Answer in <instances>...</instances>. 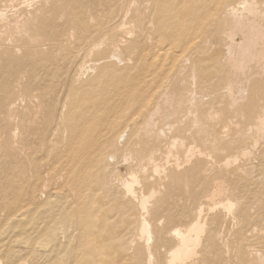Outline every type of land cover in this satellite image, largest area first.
I'll list each match as a JSON object with an SVG mask.
<instances>
[{
  "label": "bare ground",
  "instance_id": "6f19581e",
  "mask_svg": "<svg viewBox=\"0 0 264 264\" xmlns=\"http://www.w3.org/2000/svg\"><path fill=\"white\" fill-rule=\"evenodd\" d=\"M14 1L15 2L12 1L13 4L11 7H17L18 9V7L24 8V6H26L27 8L28 2L33 0H17V1L14 0ZM92 1L94 2V0ZM139 1L130 0L125 8L119 9L121 20L118 21L117 19L116 20L117 22L115 21L116 24L114 22L115 25L110 24L113 28L115 27L116 28L114 29L115 31L111 29L113 31L109 32L112 33V36L110 38L112 40L110 41V45H109L112 55L111 54L109 55V59L110 56L112 58L115 57L116 59H120L119 57H121L120 56L121 54L119 53L121 51L120 50L121 48L119 47H120V43L123 42L124 43L123 45H125L126 49H129L130 51L129 52L125 49L127 52H129L132 64L130 66H126L125 71L122 73H116L115 70H112L111 68H103L100 72H98V75L95 76L96 83L94 84L96 86H98L101 83H105L107 80L108 81L113 80V82L110 85L104 87L105 95H107L109 91H111L106 98L105 105L102 106L93 105L88 109L85 108L84 105L82 104L78 107L75 106L70 107L69 109L68 106H66L67 105L66 99L55 97L56 96L55 92H52L47 88H42V87L34 88L32 86L34 85L33 79H29V81L28 82L26 81L24 84H22L24 81L21 83L23 85V90L20 93V95H18L17 97L14 96L13 101H11L12 100L11 99L7 103H3L2 99L4 95L7 96V92L9 89L8 87L12 79L11 77L15 76L19 72V68L22 66V63L19 62L20 60L19 61L16 60L15 62L13 60L14 56L12 57V59L9 58V60H6L3 63L0 62V151L3 150L7 157V162H6L7 167L4 168L6 169V173L3 174V179L0 181H2L11 190L10 192H12V194H10V192L8 191L4 193L5 194L9 193V195H11L12 197L14 194H17L15 192H21V190L25 189V186L29 185L28 187L29 190L25 191L26 190L25 189L23 190L22 193H24V195L27 194L28 198L30 197L29 199L31 200V205L33 206L31 207L30 205L31 208L30 207L27 208L28 204H30V201L28 200L29 202L28 201L26 202L24 200L25 198H23L22 199L23 201H21V203L19 202L20 203L19 208L21 209V215H22L20 219H23L25 222H27V224L28 223L30 224L31 222V227H30V229H32L31 241L34 252H37V254L35 255L36 257L34 256L36 260L34 261V259L32 258V264H193L196 261V257L198 253L201 254V252L202 253L211 252V250H213V254L214 251L218 252L217 258L219 260L220 248L223 246L226 248V246L229 245V242L223 243V240L226 238L225 236H223L225 238L221 240V243L223 244H218L220 242L217 243L215 241L214 239V237L216 236L215 230L217 229L215 226H214L215 229H213L214 227L212 223L210 224L212 225L211 227L213 228H208L209 226L207 227L208 220L205 219L206 217L204 219L202 218L203 215L202 213H207L206 211L205 212L203 211L202 206H204V204L202 205V203L192 205L193 207L190 210L188 208V211L186 213L189 219L186 221L184 217V220L186 222L181 223L179 225H174V226L171 225L172 227L167 226L165 228V226H161V225L160 227H158L159 225L158 222H156L157 220L151 222L152 219L150 218L151 215L149 217L148 215L149 212L152 211V209H155L154 207L156 203L155 205H153L155 201L152 200L153 203L151 204L152 206H150L149 202H151V199L153 197L157 199L155 197L157 191L155 190V188H152L153 186L151 187V185L153 184V183L151 184L150 181L152 180L151 175L149 177L148 176L149 171L147 174L146 170H147V166H149L151 169L150 172H152L153 175L154 173L155 174L159 173V163L158 161H156L158 157L157 154L159 152L157 151L156 154L155 150L158 149H155V147L145 146L143 139L146 137L148 138V140L153 137L158 139H160V137H163L165 140L164 142H166V146H165L166 150L165 153L163 152L165 154V155L163 154L164 159L166 160V162L174 161L173 163L175 166L179 165L177 164V162L179 163V161L177 160L178 157L180 159V157L182 156L179 152L180 149L185 148L183 150H186L185 152H187V156L190 155L188 153L194 152V151L190 152L192 150V147L195 146L193 144L195 142L194 140L193 143H191L193 145L192 147L191 145L185 147L184 145L185 143L183 144L184 141L183 135H185L184 134L185 131H183V129L185 128L186 125L184 126L181 123L184 126V128L182 129L177 125L175 126L173 124L174 125L173 126L172 123L170 124L167 123L168 124V125L166 124L167 127L165 126L163 127L161 123L160 118L165 114V112L168 109V106L174 104V102L178 103V106L181 108L184 107H187L186 109L193 107L196 108L193 110V113L191 114L192 116L189 118V122L193 126L194 125L197 126L199 129L206 130V128H209L206 127L205 123H204L205 125L201 123L202 120L199 118L198 114L196 113V111L198 110L197 107H199V109L203 107L205 109V114H206L205 121L207 118H209L213 121H216L217 124L219 123L218 124L220 125L219 131H221L223 134L224 133L229 134L228 131H230V129H233L231 126L238 125V119H240L243 120V125L240 124V126L241 125L242 126L241 128L238 127V129L240 128V130H238L239 132L238 131L237 132L241 134L242 138H246V137L251 138L255 143L256 141L258 142L259 138L263 137L262 135L264 134V0H142L141 2ZM83 2L85 3V5L86 4L90 5L91 3L94 5V3L91 2V0H75L76 3V5H74V7L76 6L75 13H79L83 10L82 9ZM121 4L122 3H120V5ZM85 5H84V9H85ZM12 10L11 13L13 12ZM4 11L5 10L0 8V33L4 34V32H8L10 36H13V35H19L20 34L19 32L21 31L29 30L28 29L29 22L27 20V17H24L25 13H28L27 10L23 12L22 9L21 10L22 13L20 11H19L20 13L16 11L18 14L12 15V17H10L8 13L7 16L9 17H6V13ZM89 11L92 12V9H90ZM71 16L69 14L68 17V21L70 23L69 25L71 27H75L74 26L76 21V18L74 17L75 15H73L74 18H72ZM52 21H55V19ZM42 23L44 27L43 28L44 32L42 33H44V35L42 33L41 34L42 36L47 37V40H49L48 36L54 35L56 32L55 27L51 26V24H54L55 22L54 23L42 22ZM147 24H150V27H147ZM76 26H79V24ZM111 26L109 27L111 28ZM102 35L100 37H102ZM119 36L122 39L120 38L117 39ZM31 38H32V34L28 36V39ZM106 38L105 39L102 38L103 40H100L101 42L99 43L97 42V44H94L92 47H90L89 44L88 47H90V49L92 48L91 50L90 49L89 50L92 51L94 48L98 49L99 44L101 43L105 45L106 43L105 40L108 41ZM107 46H108V42H107ZM67 48H69V46ZM122 48L124 50L123 46ZM26 52L28 53V49L25 50L24 53L25 58L27 55ZM86 59L84 57L83 61ZM43 61L46 62L47 57L44 58ZM83 63L85 64V62ZM31 64H32V68L35 69L36 63L31 62ZM73 68L74 71L72 72V75L75 77V80H79L84 74H86L88 69V67L84 66L81 63L78 64V62L77 65ZM187 69L188 71L185 74L184 71ZM18 78L16 79V81L18 80ZM175 78L177 81L178 79L184 80L185 85L181 89L178 88L176 82L174 84L175 85L174 87H170L171 82L175 81ZM187 78H190L188 79V81L190 80L189 83H187ZM243 78L244 80H246L245 81L246 84L249 85L248 86L249 91L246 89L247 87L244 88L245 83L243 84V82L240 81ZM111 85H113L112 88L109 87ZM71 88L72 87L70 86V89ZM220 89L223 90V93L225 95L223 97H225L228 100V106L226 108L224 107L220 108V106L216 108L212 106V104H210V107L209 106L206 107V105H208L209 102L211 103V101L208 102L205 101V98L206 96H208V93L212 91H217V92L221 91ZM20 91L21 89L19 90V92ZM89 94H90V90H87L85 93L84 91H82L81 94L79 95L82 97L81 99L83 100L84 96L85 95L89 96ZM12 95L14 94L12 93ZM211 95L209 94L210 98L208 96L209 100L213 97V96L211 97ZM25 96H28L29 100L25 101L26 103L27 102L28 103L25 105L24 109L22 108L24 110V112L22 113L23 116L22 117L20 116L21 118L20 119L18 118L16 122H12L13 118H15L17 115V111L15 110L14 106H16L17 101L23 100ZM213 99L214 97L212 98V100ZM103 100L105 101V98H103ZM65 106L68 108V110L64 108ZM170 107L173 108V106ZM190 112L191 111L189 110L187 115ZM227 112H230L228 116L226 115ZM183 113L184 112H182L181 115ZM173 114H175V112ZM172 116L174 117V115ZM183 117L181 116V118ZM169 118L171 119V117ZM181 118L178 119L181 121ZM164 121L166 122V120ZM191 124L190 126L193 127ZM190 130L193 131V128ZM233 130L236 131L237 128ZM198 133L201 132L199 131ZM205 133L203 132V134ZM238 133H236V135L239 136ZM223 134L222 135L220 134V136H223ZM60 138H62V140H60ZM223 138L220 137V139ZM202 140L205 141L206 139H202ZM215 141L218 142L217 139L216 140L214 139V142ZM207 142H209V140ZM214 142L212 143L214 144ZM220 142L221 140L219 141V143ZM215 145L216 144H214V146ZM254 145L253 146L251 145V148L256 147V143ZM197 147H199L198 149H201L200 146ZM244 148L245 151L243 150L239 154V156L251 155L249 154L251 149H248L250 151H246V147ZM197 151L196 153L199 157V154L201 152L199 153L200 150ZM238 151L239 150H237V152ZM179 154L181 156H178ZM235 154L237 153H234V155ZM208 156L210 157V155ZM230 156L232 157L233 155ZM117 157L121 158V161L119 163L122 162V164L118 166L119 164L118 163L115 169L112 168L110 169L111 163L115 164V159ZM227 158H225L226 159L225 163L228 164L230 161L232 162L234 160L235 162L238 160L236 156L233 157L232 159L230 157L229 159ZM243 158H241V160L239 158V160L243 161L242 160ZM130 159H132L131 163H129L128 161ZM208 159L209 158L207 157V160ZM162 160L161 162L164 163V161ZM210 160L211 159H209V162ZM197 161H199V158L198 160H195V162ZM247 162H245V165H247L248 167L249 165L246 164ZM173 163L171 164L170 162L171 167ZM181 163H183V161ZM248 163L250 164V162ZM205 164L209 165L206 162ZM251 164L253 165V163ZM165 165L163 166L165 167ZM191 165L193 168V166L194 165L196 166L197 164L194 163V165L193 164ZM233 165L236 166V164ZM121 166H123L122 169H125V173L121 172V168H120ZM174 167H173V172H174ZM198 168H196L195 170H197ZM163 169H166V167ZM203 169L205 170V167ZM235 170L241 171L239 167H236ZM254 170H252L253 173L257 172L256 170L254 172ZM187 171L185 174L182 173V175H186L188 177L189 174H187ZM193 171L194 170H192V172ZM176 172L178 173V171ZM189 172H191V168ZM200 172L201 171H199L198 173ZM250 173L251 172L248 173V171L245 170L244 173L245 177L248 179L252 178V177L249 178V176H251ZM166 174L164 173V175ZM204 174H206L205 171ZM175 175L177 176V174ZM199 176H201V174ZM199 176L198 175L194 176L193 181L198 180L197 177L200 178ZM203 177L205 178L206 176L203 175ZM215 177H212L214 178L212 181L213 183L211 184L213 185L212 188H210V190L206 189L203 192L204 193L203 196L207 197L205 198V200L206 199L208 200L207 201L208 209L205 210L208 211L210 209L212 210L214 209L213 212L215 213V209L219 208L220 211H223V214L225 213L224 214L225 216L228 214L227 216L231 217V219L230 217L229 219L233 220V224H237V222L235 223L234 221H238V223L242 222V224L239 223L241 224V226L242 225L246 226L244 228H241L240 230H244L245 232L250 231L252 233L253 231L256 232L255 231L256 229L251 227L250 224H255V221L259 219V216L252 218V215L249 214L248 209L246 208L247 206L244 203V202L247 203L250 202V198L249 199L247 198L248 194L247 195L245 194V196L247 197H244L243 194L244 193L243 191L246 190V192H248L249 190L242 188L241 190L243 193L241 194L240 193L241 190H238L234 186L231 188L228 185L231 188L232 193L227 195L228 192L226 190V187L228 186L225 184V180H219L216 179L218 177L216 178ZM183 178L184 176H182L180 179H182L183 181ZM186 178H184L185 181ZM255 178H253V180ZM180 179H178L179 182ZM234 180L231 179V181ZM198 181L200 183V181L202 180L200 179ZM173 182L174 181H172L171 179V183ZM208 182L209 181H207V184ZM240 182L242 183V181ZM254 182L252 181L251 183L253 184ZM186 183H188V181H186ZM194 184L197 185L196 183ZM0 185L2 184L0 183ZM190 185H188V187ZM167 186L169 187V185ZM178 186H180V184ZM158 187L160 188V185ZM167 188H165V190ZM191 188H195V186L194 187L191 186L190 189ZM201 188L203 187L201 186ZM230 188L228 189L230 190ZM253 190L260 191V189L259 190L253 189ZM159 191L160 190H158V194L160 193ZM174 191H171L170 193H173ZM200 192L201 191H199V193ZM2 194H0V197L2 196ZM5 194L3 196H5ZM257 194L259 193L257 192ZM24 195H21L20 197L22 198L24 197ZM176 195L181 196L180 194H176ZM185 196L187 197V194ZM165 197L166 196H164V198ZM174 197H176L175 193H174ZM168 198L167 199L165 198V200L169 202L170 200H168ZM178 198L176 197V199ZM183 198L185 199V197ZM189 198L188 200L192 199L193 197H191L190 199ZM17 200L18 197L16 201ZM193 200H191L190 202H192ZM6 201L8 203L10 200L9 201L6 200ZM2 202L0 203L1 205ZM7 203H5V206ZM179 203H183V200L181 202L179 201ZM12 204H10L9 206H11ZM170 204H172V207L175 205V203L173 202ZM148 206H150V208H148ZM179 206L181 205L179 204ZM185 206L186 203L184 204L183 209H187V207L185 208ZM8 207H6V209H9ZM151 207L153 208L151 209ZM165 208L166 207H164V209ZM3 209L4 208H2V210ZM177 209L178 206H176V210ZM183 209L182 211H184ZM7 211L8 210H6V212ZM220 211L218 213H220ZM208 212H209L208 213L209 216L208 215L205 216H207V218L208 217L211 218L210 211ZM1 213L4 214L3 212ZM170 213L172 212L170 211ZM5 215L7 214L5 213ZM171 216H173V214ZM167 217L168 216H166V218ZM228 217H224L225 222H228L226 221V218ZM171 218H174V216ZM162 221L163 220H159V223L161 224ZM166 221L167 220H165V222ZM216 221L220 223L219 220ZM216 221H212V222L216 223ZM14 223L15 222H13V224ZM131 223H136V225L134 228H132V230H129V232H127L128 226ZM219 227H221V225L218 226V230ZM263 227L262 228L260 227L261 231H263ZM23 229H25V226ZM258 229L257 231H259ZM27 230L29 231V229ZM224 230L226 229H223L222 232H224ZM28 231L25 233H28ZM1 232L2 234L5 233V231H1ZM225 232H227V230ZM219 233H221V231ZM262 233L264 232H260L259 235H261ZM27 235L25 236V238H27ZM237 235L235 233V236ZM2 236L4 237V235ZM2 236L0 235V237ZM19 236H22V234ZM260 238L264 240L263 236L262 237L260 236ZM225 240L228 241L227 239ZM240 240L241 239L239 238V241ZM22 241L23 240L21 239V242ZM31 241L29 242L28 240V243H31ZM167 241L169 243H167ZM243 241H244L243 243L247 242V241L245 242V240ZM16 242H19V239ZM243 243L241 245H243ZM252 243H254L255 245V242ZM26 244H23V246ZM246 245L247 244H244V247L241 246L245 250V251L243 250L242 252H247V255L248 252H250V259L248 263L246 262L244 264H264V250H263L264 248L263 249L259 248L258 247L259 245H257L258 247L257 248L255 247L256 246L255 245L254 248L250 249V247L251 246L253 247V245H251V243L248 244L247 246ZM14 247L16 246L14 245ZM3 248L1 247V249ZM19 248L18 250H20ZM228 248L230 247L228 246ZM26 249H28V247ZM26 249H24V251ZM9 250L4 251L3 254L0 251V253L4 255L3 256L4 258L3 257L2 258L6 260V263H8L10 260L15 261L17 259V255L15 254V252H18V250L17 251L13 250L14 254L9 253ZM33 250L31 249L30 252L34 254ZM225 252L222 251V255ZM25 254L27 256V253ZM200 254L199 256L201 258ZM22 255H20V257ZM210 255L207 256L209 257ZM242 255H244V253ZM29 256L30 255H28V257ZM207 256L203 257L202 259L208 258ZM215 256H217V254ZM241 256H239V258ZM247 257H249V255ZM247 257H244L243 261ZM220 258L222 257L220 256ZM20 260L16 264H20ZM28 261L26 262V264L28 263ZM210 261L211 258L209 259V262ZM212 261L215 262L214 258L212 259ZM239 261H242L241 258ZM239 261H237V263H239ZM197 262H199V264L201 263L200 261H196V263ZM214 262L213 264L218 263V262L215 263ZM29 264L31 263L29 262Z\"/></svg>",
  "mask_w": 264,
  "mask_h": 264
},
{
  "label": "rangeland",
  "instance_id": "374dc122",
  "mask_svg": "<svg viewBox=\"0 0 264 264\" xmlns=\"http://www.w3.org/2000/svg\"><path fill=\"white\" fill-rule=\"evenodd\" d=\"M13 2H15L14 0H12ZM12 1L11 0H0V8L1 9H3V10H5L4 12L6 13V17H12V15H15V14H18V13H20L21 12V10L23 9V12H25L26 10L28 11V13H25V16L24 17H27V20H28V22H29V24H28V29L29 30H25V31H21V32H19L18 34L19 35H13V36H10L9 34H8V32H4V34L3 33H0V62H5L6 60H9V58L10 59H12V57H13V60L16 62V60H20L19 62H21L22 63V66L19 68V72L15 75V76H13V77H11L10 79H11V83H10V85H9V89H8V92H7V96L6 95H4L3 96V99H2V101H3V103H7L9 100H11V101H13V98H14V96H18V95H20V93L22 92V90H23V85L22 84H24L26 81L28 82L29 81V79H33V83H34V85H32L34 88L36 87V88H47L48 90H50V91H52V92H55V94H56V96H55V94H54V96L55 97H59V98H63V99H66V101H67V105L66 106H68V108L70 109V107H78V106H80V105H84V107L85 108H90V107H92L93 105H98V106H102V105H105V103H106V98H107V96H108V94L111 92V91H109V93L107 94V95H105V91H104V87L105 86H108V85H110L112 82H113V80H107L105 83H101V84H99L98 86H96L94 83H96V80H95V76H97L98 75V72H100L103 68H111L112 70H115V72L116 73H122V72H124L125 71V67L126 66H130L131 64H132V62H131V57H130V55H129V49H126V47H125V45H123L124 43L123 42H121L120 43V47L119 48H121L120 50L121 51H123V52H121L120 51V53L119 54H121L120 56L121 57H119L120 59H116L115 57L114 58H112L111 56H110V59H109V55L111 54L112 55V53H111V51H110V48H109V45H110V41L112 40V39H110L111 38V36H112V33H109V32H112L115 28H113L111 25L112 24H114V22L118 19V21H120L121 20V15H120V11H119V9L120 8H125L127 5H128V3H129V1L130 0H101V1H98V0H94V2L91 0V2H93L94 3V5L91 3L90 5H88V4H86L85 5V3L83 2V7H82V9L84 10H82L81 12H79V13H75V10H76V6L74 7V5H76V3H75V0H33V1H29L28 2V6H27V8H26V6H24V8H20V7H18V9H17V7H11L12 6ZM17 1V0H16ZM52 1V2H51ZM66 1H67V3H66ZM95 1H97V2H95ZM106 1V2H105ZM139 1V0H138ZM142 0H140L139 2H141ZM47 2V3H46ZM63 2V3H62ZM62 3V4H61ZM66 3V4H65ZM100 3V4H99ZM109 3V4H108ZM118 3V4H117ZM120 3H122L121 5H120ZM126 3V4H125ZM50 4V5H49ZM72 4V5H71ZM70 5V6H69ZM84 5H85V9H84ZM87 5H88V8H87ZM93 5V6H92ZM109 5V6H108ZM119 5H120V7H119ZM125 5V6H124ZM68 6H69V8H68ZM99 6V7H98ZM16 10H15V9ZM29 8V9H28ZM70 8H72V9H70ZM106 8V9H105ZM13 9V10H12ZM26 9V10H25ZM69 9V10H68ZM87 9V10H86ZM90 9H92V12H90L89 10ZM11 10L13 11L12 13H11ZM54 10V11H53ZM98 10V11H97ZM18 13H17V12ZM20 11V12H19ZM68 11V12H67ZM74 11V12H73ZM88 11V12H87ZM102 11V12H101ZM67 12V13H66ZM86 12V13H85ZM106 12V13H105ZM7 13H8V15L9 16H7ZM22 13V12H21ZM48 13V14H47ZM64 13V14H63ZM83 13H85V14H83ZM89 13H92V14H89ZM69 14H70V16H71V14H72V18H76V21H75V24H74V26L75 27H71L69 24V21H68V17H69ZM113 14H115V15H113ZM27 15V16H26ZM43 15V16H42ZM73 15H75L74 17H73ZM90 15V16H89ZM92 15V16H91ZM120 15V16H119ZM77 16H78V18H77ZM88 16V17H87ZM45 17V18H44ZM66 17H67V19H66ZM105 17V18H104ZM52 18V19H51ZM116 18V19H115ZM41 19H43V20H41ZM48 19H50V20H48ZM55 19V21H52V20H54ZM96 19V20H95ZM58 20V21H57ZM59 20H60V22H59ZM46 21V22H45ZM55 22L54 24H51V26L52 27H55V34L54 35H47L48 36V39L49 40H47V37H44V36H42V34L44 35V33H42V32H44V30H43V23L42 22H44V23H51V22ZM108 21V22H107ZM66 22H68V23H66ZM112 22V23H111ZM117 22V21H116ZM116 22H115V24H116ZM79 24V26H76V25H78ZM100 24V25H99ZM111 24V25H110ZM114 24V25H115ZM41 25H42V27H41ZM97 25H98V27H97ZM108 25V26H107ZM113 25V26H114ZM109 26H111V28L109 27ZM147 27H150V24H147ZM42 28V29H41ZM78 28V29H77ZM107 28V29H106ZM73 29V30H72ZM80 29V30H79ZM104 29V30H103ZM111 29H113V30H111ZM61 30H62V32H61ZM66 30V31H65ZM106 30V31H105ZM60 31V32H59ZM105 31V32H104ZM115 31V30H114ZM25 32V33H24ZM57 32H59V33H57ZM89 32V33H88ZM105 34H104V33ZM40 33V34H39ZM42 33V34H41ZM65 33V34H64ZM107 33H109V34H107ZM32 34V38L31 39H28V36L29 35H31ZM60 34V35H59ZM67 34V35H66ZM104 35V37H103V35ZM102 35V37H100ZM108 35V36H107ZM95 36V37H94ZM50 37V38H49ZM72 37V38H71ZM107 37V38H106ZM30 38V37H29ZM52 38V39H51ZM94 38H96V39H94ZM107 39L108 41H106L105 40V45L103 44V43H101V44H99V47H98V49L97 48H94L92 51H90L91 49H90V47H92L94 44H97V42L99 43V42H101L100 40H103V39ZM120 38V36L117 38V39H119ZM26 39V40H25ZM74 39V40H73ZM120 39H122V38H120ZM15 40V41H14ZM92 40H93V42H92ZM95 40H97V41H95ZM25 41V42H24ZM92 42V45H91V42ZM28 42V43H27ZM103 42V41H102ZM107 42H108V46H107ZM37 43V44H36ZM90 44V45H89ZM88 45L90 46V47H88ZM69 46V48H67ZM101 46V47H100ZM122 46L124 47V50H123V48H122ZM18 47V48H17ZM28 47V48H27ZM57 47V48H56ZM84 47V48H83ZM12 49H13V51H12ZM26 49H28V53H27V55H26V58H25V56H24V53H25V50ZM37 49V50H36ZM90 49V50H89ZM127 51H129V52H127ZM24 50V51H23ZM41 50V51H40ZM44 50V51H43ZM75 50V51H74ZM90 51V53H89V51ZM14 52V53H13ZM20 52H22V53H20ZM43 52V53H42ZM11 53V54H10ZM39 53V54H38ZM12 54H14V55H12ZM17 54V55H16ZM90 54V55H89ZM10 55V56H9ZM38 55V56H37ZM88 57H87V56ZM9 56V57H8ZM31 56V57H30ZM90 56V57H89ZM7 57V58H6ZM47 57V61L46 62H44L43 61V59L44 58H46ZM85 57V59L86 60H84L83 61V58ZM79 58V59H78ZM124 58V59H123ZM129 58H130V60H129ZM108 59V60H107ZM80 60V61H79ZM85 62V64L83 63V62ZM87 61V62H86ZM123 61V62H122ZM31 62H33V63H36V65H35V69H33L32 68V64H31ZM70 62V63H69ZM75 62V63H74ZM77 62H78V64H83L84 66H86V67H88V69H87V72H86V74H84L79 80H75V77L72 75V72L74 71V68L73 67H75L76 65H77ZM126 63V64H125ZM30 64V65H29ZM73 64V65H72ZM25 67H27V68H25ZM102 67V68H101ZM25 70H24V69ZM28 69H30V70H28ZM50 70V71H49ZM61 70V71H60ZM187 71H188V69L187 70H185L184 71V73L186 74L187 73ZM25 72V73H24ZM28 72V73H27ZM60 72V73H59ZM30 73V74H29ZM58 73V74H57ZM183 73V74H184ZM20 74V75H19ZM18 76H19V78H18ZM21 76V77H20ZM39 76V77H38ZM24 77V78H23ZM55 77H57V78H55ZM18 78V80L16 81V79ZM73 78V79H72ZM56 79V80H55ZM188 79H190V78H187V83H189L190 82V80L188 81ZM55 80V81H54ZM92 80V81H91ZM244 78L243 79H241L240 81H242L243 82V84H244V88H246L248 91H249V88H248V84H246V80H244ZM24 81V82H23ZM71 81V82H70ZM74 81V82H73ZM76 81V82H75ZM89 81H91V82H89ZM15 82V83H14ZM23 82V83H22ZM54 82V83H53ZM80 82V83H79ZM87 82V83H86ZM175 82L177 83V86H178V88L179 89H181L185 84H184V80H180V79H178V81L176 80V78H175V81H173V82H171V85H170V87H174L175 85ZM22 83V84H21ZM86 83V84H85ZM91 83V84H90ZM182 83V84H181ZM73 84V85H72ZM15 85H17V86H15ZM22 85V86H21ZM50 87H49V86ZM60 85V86H59ZM76 85H77V87H76ZM79 85V86H78ZM14 86V87H13ZM18 86H20V87H18ZM70 86L72 87L71 89H70ZM16 87H18V88H16ZM69 87V88H68ZM74 87H76V88H74ZM110 88H112L113 87V85H111V86H109ZM51 88V89H50ZM67 88V89H66ZM87 88V89H86ZM21 89V91L19 92V90ZM245 89V90H246ZM67 90V91H66ZM72 90V91H71ZM81 90V91H80ZM87 90H90V94H89V96H87V95H85L84 96V99L82 100L81 98V96L79 95V94H81V92L82 91H84V93L86 92ZM109 90H111V89H109ZM221 90V89H220ZM10 91H12V92H10ZM79 91H80V93H79ZM215 92V93H214ZM247 92V91H246ZM12 93L14 94V95H12ZM17 93V94H16ZM67 93V94H66ZM72 93V94H71ZM79 93V94H78ZM214 93V94H213ZM75 94V95H74ZM209 94L211 95V97L213 96L214 97V99L212 100V98L209 100V98H210V96H209ZM220 96H219V95ZM9 95V96H8ZM217 95V96H216ZM77 96V97H76ZM208 96H209V98H208ZM208 96H206V98H208V99H206L205 98V101H211V103L209 102V104L208 105H206V107L207 106H209L210 107V104H212V106H214V107H218V106H220V108H226L227 106H228V100L225 98V97H223V96H225L224 95V93H223V90H221V91H212V92H210V93H208ZM7 97H9V98H7ZM71 97V98H70ZM217 97V98H216ZM222 97V98H221ZM26 98V99H25ZM103 98H105V101L103 100ZM72 99V100H71ZM218 99V100H217ZM29 100V97L28 96H25L24 97V99L23 100H21V101H17L16 102V106H14V108H15V110L17 111V115H16V117L15 118H13V120H12V122H16L17 120H18V118L20 119L22 116H23V112H24V108H25V105L28 103H26L25 101H28ZM215 100V101H214ZM225 100V101H224ZM6 101V102H5ZM73 101H74V103H73ZM217 101V102H216ZM220 103H219V102ZM25 104H24V103ZM214 102V103H213ZM14 103V102H13ZM12 103V104H13ZM76 103V104H75ZM223 103V104H222ZM261 103V102H260ZM23 104H24V106H23ZM68 104H70V105H68ZM74 104V105H73ZM218 104V105H217ZM220 104H222V105H220ZM14 105V104H13ZM64 107L65 109H67L68 110V108L67 107ZM170 106H173V108L172 107H170ZM170 106H168V109H167V111L165 112V114L160 118L161 119V123H162V125H163V127L165 126V127H167L166 126V124L168 123V124H170V123H172V125L174 124L175 126L177 125L178 127H181L182 129L184 128V126H185V130L183 129V131H185V135H183L184 136V141H183V139H182V141H183V144L185 145V147H188L189 145H191V147L193 146L191 143H193V140L195 141L193 144L195 145V146H193L194 148H195V150H194V148L192 147V150L190 151V152H193V153H188V154H190V155H188L187 156V152H185L186 150H183V149H185V148H183V149H180L179 150V152H180V154L182 155H178V156H181L180 157V159H179V157H178V160L177 161H179V163L177 162V164H179V165H174V161H168V162H166V160L164 159V153H165V150H166V142H164L165 140H164V138L163 137H160V139H158V138H151V139H149L148 140V138L146 137V138H144L143 139V141H144V145L145 146H148V147H155V149H158V150H155V153L157 154V151L159 152L158 154L160 155H158L157 154V159H156V161H158V163H159V173H160V175H159V173H157V174H155L154 173V175H153V173L152 172H150L151 171V169H150V167L149 166H147V174H148V171H149V174H148V176L150 177V175H151V179L152 180H150L151 181V184L153 183H155L154 185L152 184L151 185V187L152 188H155V190L157 191L156 193L157 194H155V197L157 198V199H155L154 197V199L152 198L151 199V202H149V205L150 206H152L151 204L153 203V201H155L154 203H153V205H155V203H156V205H155V209H152L153 207H151V209H152V211H151V209H150V211L151 212H149V215H148V217L150 216V218H152L151 219V222H154L155 220H157L156 222H158V227H160V225L161 226H165V228L168 226V227H172V226H174V225H179V224H181V223H184V222H186L189 218H188V215H187V211H188V208H189V210L193 207L192 205H194V204H199V203H202V205L204 204V206H202L203 207V211L205 212H207V213H202L203 215H202V218L204 219L205 217V219L206 220H208L207 221V227L208 228H213L214 226L216 227V229L218 230V226H220L221 225V227H219V230L217 231V230H215V234H216V236L214 237V239H215V241L218 243V242H220V243H218V244H223L224 242H226V243H228L229 242V247L230 248H228V246H226V248L223 246V247H221L220 248V251H219V260H218V252H215L214 251V254H213V250H211V252H204V253H202L201 252V254L200 253H198L197 254V257H196V261H200L201 263L200 264H213V262L214 261H212V259L214 258V260H215V262H218V263H215V264H229L230 262L232 263V264H244V263H248L249 262V259H250V252H248V255H249V257H247L248 255H247V252H242L243 250H244V248H242L241 246H243L244 247V244H250L251 243V245H253V247L251 246L250 247V249H252V248H254V246L255 247H257V245H259L258 247L259 248H261V249H263L264 248V240H262L261 238H260V236L262 237L263 236V239H264V233H262L261 235H259L260 234V232H264V181H263V179H264V134L262 135L263 137H261V138H259V140H258V142L256 141L255 143H256V147H252L251 148V145L253 146L255 143H254V141L251 139V138H242L241 137V134H239L238 132V130H240V128H241V126L243 125V120H240V119H238V125H233V126H231L233 129H236L237 128V130L235 131V130H233V129H230V131H228L229 132V134L228 133H222L221 131H219L220 130V125H218L217 124V122L216 121H213V120H211V119H209V118H207L206 119V121H205V118H206V114H205V109L202 107L201 109H199V107H197L198 108V110L196 111V113L198 114V116H199V118L202 120V122L201 123H205L206 124V127H209V128H206V130H202V129H199L197 126H193L190 122H189V118L192 116L191 114L193 113V110L194 109H196L195 107H193V108H188V109H186L187 107H184V108H181V107H179L178 106V103H176V102H174V104H171ZM175 106V107H174ZM205 107V108H206ZM23 108V109H22ZM179 108V109H178ZM178 109V110H177ZM187 112H186V111ZM191 111L188 115H187V113H188V111ZM200 111V112H199ZM175 112V114H173ZM177 112V113H176ZM178 112H179V114H178ZM182 112H184L182 115H181V113ZM202 112V113H201ZM204 112V113H203ZM200 113V114H199ZM167 114V115H166ZM203 114V115H202ZM230 114V112H227L226 113V115L228 116ZM172 115H174V117L172 116ZM177 115V116H176ZM183 115H184V117H183ZM202 115V116H201ZM21 116V117H20ZM181 116L183 117V118H181ZM169 117H171V119L169 118ZM204 117V118H203ZM177 118V119H176ZM181 118V121L179 120V119ZM188 118V119H187ZM168 119H169V121H168ZM183 119V120H182ZM164 120H166V122L164 121ZM207 120H208V122H207ZM210 120V121H209ZM164 121V122H163ZM241 121V122H240ZM177 122V123H176ZM189 122V123H188ZM211 122V123H210ZM184 125H182V124ZM212 123H213V125H212ZM167 124V125H168ZM190 124L193 126V127H191L190 126ZM204 124V125H205ZM217 124V125H216ZM234 124H237V123H234ZM240 124H242L241 126H240ZM13 125V124H12ZM173 125V126H174ZM215 128H214V127ZM217 126V127H216ZM191 127V128H190ZM194 127H195V129H194ZM197 127V128H196ZM219 127V128H218ZM236 127V128H235ZM238 127H240L239 129H238ZM193 128V131L192 130H190V129H192ZM211 128V129H210ZM197 129V130H196ZM217 129V130H216ZM167 130V129H166ZM188 130H190V131H188ZM201 132V133H198V132ZM205 133L206 131H208V132H206L205 134H203V132ZM238 131V132H237ZM189 132V133H188ZM194 133V134H193ZM197 133V134H196ZM208 133H210L211 134V136H210V134H208ZM236 133H238L239 134V136L238 135H236ZM191 134V135H190ZM200 134V135H199ZM220 134L222 135L223 134V136H220ZM226 134V135H225ZM198 135V136H197ZM207 137H206V136ZM225 135V136H224ZM228 135H229V137H228ZM183 136H182V138H183ZM211 138H210V137ZM215 136V137H214ZM225 137V138H223V139H220V137ZM192 137H193V139H192ZM186 139V140H185ZM202 139H206L205 141L204 140H202ZM214 139L216 140H218V142H214ZM227 139V140H226ZM261 139H262V141H261ZM60 140H62V138H60ZM155 140H157V141H155ZM192 140V141H191ZM202 140V141H201ZM209 140V142H207ZM221 140V142L219 143V141ZM214 142V144H216L215 146H214V144L212 143V142ZM248 141V142H247ZM151 142H152V144H151ZM156 142V143H155ZM146 143V144H145ZM218 143V144H217ZM149 144V145H148ZM200 146V148L201 149H198L199 147H197V146ZM263 145V146H262ZM161 146V147H160ZM164 146V147H163ZM206 146V147H205ZM218 146V147H217ZM255 146V145H254ZM258 146V147H257ZM212 149H210V148ZM244 147H246V151H250V150H248V149H251V151H250V153L249 154H251V155H246V156H243V155H240V156H242V157H240L239 156V154L245 149ZM262 147V148H261ZM218 150V152H217V150ZM218 148H220V149H218ZM241 148V149H240ZM159 149H160V151H159ZM202 149H203V152H202ZM205 149H206V151H205ZM254 149H256V150H254ZM258 149V150H257ZM197 150H200L199 151V153L201 152L202 153V155H201V153L199 154V157H198V155H197V153H198V151ZM207 150H208V152H207ZM211 150V151H210ZM216 152H215V151ZM237 150H239L238 152H237ZM183 151V152H182ZM196 151H197V153H196ZM222 151H223V154H222ZM245 151V150H244ZM161 152V153H160ZM164 152V153H163ZM206 152V153H205ZM211 152V153H210ZM255 152V153H254ZM257 152V153H256ZM261 152V153H260ZM208 153H210V154H208ZM234 153H237V154H235L234 155ZM164 154V155H163ZM162 155H163V157H162ZM192 155V156H191ZM195 155V156H194ZM208 155H210V157L208 156ZM230 155H233L232 157L230 156ZM183 156H184V158H183ZM194 156V157H193ZM228 158H227V157ZM237 157V159L239 160V158H240V160H241V158H243V157H245V158H243L242 160L243 161H238L237 159V161H235L234 162V160L231 162H229V164H231V165H229L228 163H225V161H226V159L225 158H227V159H229V157L232 159L233 157ZM161 157V158H160ZM186 157V158H185ZM207 157L209 158V159H211L210 160V162H209V159L207 160ZM247 157H248V160H247ZM118 158L119 157H117L116 159H115V164L114 163H111V165H110V169L112 168V169H115L116 167H117V164L121 161V158H119V160H118ZM162 158H163V160H162ZM188 158V159H187ZM194 158V159H193ZM198 158H199V161H197V162H195V160H198ZM204 158V159H203ZM215 160H214V159ZM253 158V159H252ZM159 159H161L162 161H164V163L163 162H161V160H159ZM168 159H169V157H168ZM183 159V160H182ZM186 159V160H185ZM192 161H191V160ZM203 159V160H202ZM131 160V161H130ZM130 160H128L129 161V163H131L132 162V159H130ZM213 160V161H212ZM222 160H224V161H222ZM245 160V161H244ZM183 161V163H181V162ZM189 161V162H188ZM191 161V162H190ZM201 161H203V162H201ZM250 162V164L248 163V162ZM6 162H7V157H6V155H5V152L3 151V150H1L0 151V180H2L3 179V174H5L6 173V169H4V168H6L7 167V164H6ZM170 162H171V164L173 163V165H172V167H171V164H170ZM186 162H187V164H186ZM205 162L206 163H208L209 165H206L205 164ZM222 162H224V163H222ZM234 162V163H233ZM245 162H247L246 164H248L249 166V168L247 167V165H245ZM169 163V164H168ZM190 163V164H189ZM194 163L195 164H197L196 166H198V167H196L195 165H194ZM213 163V164H212ZM251 163H253V165L251 164ZM122 164V162L121 163H119L118 164V166H120ZM161 164H163V165H165V167H166V169H163V168H165L163 165H161ZM168 164V165H167ZM183 164V165H182ZM186 164V165H185ZM191 164H193L194 166H193V168H192V165ZM223 164H225V165H228V166H230V167H228V166H225V165H223ZM233 164H236V166L235 165H233ZM263 164V165H262ZM2 165V166H1ZM114 167H113V166ZM181 165V166H180ZM204 165H206V166H204ZM211 165V166H210ZM243 167H242V166ZM175 166V167H174ZM180 166V167H179ZM188 166H189V168H188ZM234 166V167H233ZM246 168H245V167ZM122 167L123 166H121L120 168H121V172L122 173H125V169H122ZM162 167V168H161ZM170 167H171V170H170ZM173 167H174V172H173ZM183 167V168H182ZM198 168L197 170H195L196 168ZM205 167V170L203 169ZM211 167V168H210ZM217 167V168H216ZM236 167H239L240 169H241V171L240 170H235L236 169ZM256 167V168H255ZM258 167V168H257ZM169 168V169H168ZM181 168V169H180ZM186 170H185V169ZM188 168V169H187ZM190 168H191V172H192V170H194L193 172H192V174H191V172H189L190 171ZM202 168V169H201ZM227 168V169H226ZM243 168V169H242ZM254 168H255V170L257 171V172H255V170H254ZM163 169V170H162ZM177 169V170H176ZM201 169V170H200ZM209 169H210V172H209ZM165 170H166V172H165ZM178 171V173L176 172V171ZM181 170V171H180ZM188 170V171H187ZM201 171L200 173H198L199 171ZM217 170V171H216ZM245 170H247L248 171V173L249 172H251L250 174H251V176H249V178L250 177H252V178H250V179H248V178H246L245 177ZM252 170H254V172L255 173H253V171ZM169 173H168V172ZM171 171V172H170ZM181 173H180V172ZM183 171H185V172H183ZM186 171H187V174H189L188 175V177L186 176V175H182V173L183 174H185L186 173ZM204 171L206 172V174H204ZM214 171V172H213ZM226 171V172H225ZM228 171V172H227ZM235 173H234V172ZM237 171V172H236ZM240 171V172H239ZM176 172V173H175ZM189 172V173H188ZM197 172V173H196ZM202 172H203V174H202ZM207 172H208V174H209V177H208V174H207ZM225 172V173H224ZM230 172V173H229ZM164 173L166 174V175H164ZM172 173V174H171ZM180 173V174H179ZM196 173V174H195ZM211 173V174H210ZM175 174H177V176L175 175ZM201 174V176H199ZM231 174H232V176H231ZM237 174V175H236ZM254 174V175H253ZM174 175V176H173ZM184 176V178H186V181H188V183H186V181H185V179L183 178V181H182V179H180L182 176ZM199 176L200 178H198L197 177V179L198 180H202V181H200V183H199V181L198 180H196V181H193L194 179H193V177L194 176ZM203 175H205L206 177L204 178L203 177ZM225 175H226V177H225ZM166 176H167V179H166ZM172 176H173V178H172ZM186 176V177H185ZM218 177V178H216V177ZM229 176V177H228ZM237 176H239V177H237ZM160 179H159V178ZM191 177V178H190ZM203 177V178H202ZM207 177H208V179H207ZM212 177H215L216 179H219V180H225V184L228 186H230L231 188L234 186V187H236L238 190H241L242 188L243 189H247V190H249L248 192H246V190L245 191H243L242 192V190H241V194L243 193L244 194V197H247V196H245V194L247 195L248 194V199L250 198V202L249 203H247V202H244L245 204H246V208L248 209V212H249V214L250 215H252V218H255V217H258L259 216V219H257V221H255V224H250L251 225V227H253V228H255L256 230V232H258V233H256V232H254L253 231V233L252 232H250V231H244V230H240L241 228H244V227H246V226H241V224H242V222H239V223H241V224H239L238 223V221H234L235 223L237 222V224H233V220H230L231 219V217H230V219H229V217L226 215H224L223 214V211H220V209L219 208H217V209H215V213L213 212L214 211V209L212 210V209H210V210H208V211H210V216H211V218L210 217H208L207 218V216H205V215H208V211L207 210H205V209H208L207 207V199L205 200V198H207V197H205V196H203L204 195V191L207 189V190H210V188H212V186L213 185H211L213 182V179L214 178H212ZM227 177H228V179H227ZM233 177H236V178H233ZM256 177V178H255ZM258 177V178H257ZM163 178V179H162ZM223 178H226L227 179V181H226V179H223ZM242 178V179H241ZM253 178H255L254 180H255V182H254V180H253ZM163 181H162V180ZM164 179H166V180H164ZM171 179H172V181H174L173 183H171ZM178 179H180V182H179V180ZM188 179V180H187ZM189 179H191V180H189ZM195 179H196V177H195ZM231 179L232 180H234V181H231ZM237 179H238V181H237ZM154 180V181H153ZM158 180V181H157ZM204 180V181H203ZM205 180H206V183H205ZM165 181V182H164ZM184 181H185V184H187V185H185L184 184ZM198 181V182H197ZM207 181H209L208 182V184H207ZM240 181H242V183L240 182ZM247 181H248V183H247ZM254 182L253 184L251 183V182ZM160 182V183H159ZM166 182H167V184H166ZM178 182H179V184H180V186H178L179 184H178ZM196 183L197 185H195L194 183L193 184H191V183ZM231 182V183H230ZM240 182V183H239ZM250 182V183H249ZM257 182V183H256ZM0 183L2 184V185H0V194H2V196L0 197L1 199H0V203L2 202V205L0 204V208H1V210H0V213L1 212H3L4 214H0V216H4L3 218L2 217H0V218H2V219H0V225L2 226H0V235L2 236V235H4V237L2 236V237H0V251H1V253L3 254L4 253V251H8L9 249H11V250H9V253H11V254H14L13 253V250H15V251H17L18 250V248L21 246L22 247V249H21V247L19 248L20 250H18V252H15V254L17 255V259L14 261H12V260H10L8 263H6V260L5 259H3L4 257V255H2L1 253H0V264H16L20 259V264H26V262L28 261V263L27 264H29V262L32 264V258L34 259V261L36 260L35 259V255L37 254V252H34V250H33V246H32V241H31V236H32V229H30V227H31V222H30V224L28 225L27 224V222H25L23 219H20L21 218V209L19 208V205H20V203H21V201H23L22 199L23 198H25L24 200L27 202L28 200L30 201V204H28V206H27V208H29L30 207V205H31V200L27 197L28 195L27 194H25L24 195V193H22L23 192V190H25V191H28L29 190V185H27V186H25V189H23V190H21V192H15V193H17V194H14L13 195V197L11 196V195H9V193H7V194H5L7 191L8 192H10L11 190L2 182V181H0ZM182 183H183V185H182ZM230 183V184H229ZM238 183H239V185H238ZM158 184V185H157ZM161 184H163V185H161ZM191 184V185H190ZM200 184H201V186L203 187V188H201V186H200ZM242 184H243V186H242ZM258 184H259V186H258ZM5 187H7V188H5ZM160 185V188L158 187ZM167 185H169V187L167 186ZM183 187H182V186ZM188 185H190L189 187H188ZM207 185V186H206ZM211 185V186H210ZM249 185H251V186H249ZM253 185V186H252ZM256 185V186H255ZM157 186V187H156ZM166 186V187H165ZM194 187L195 186V188H191L190 189V187ZM199 186H200V188H199ZM206 188H205V187ZM226 187V190H227V195H229V194H231L232 193V191H231V188L230 187ZM245 186H246V188H245ZM261 186V187H260ZM168 187V188H167ZM179 187V188H178ZM159 188V189H158ZM164 188V189H163ZM165 188H167L166 190H165ZM171 188V189H170ZM184 188V189H183ZM187 188V189H186ZM228 188H230V190L228 189ZM249 188V189H248ZM5 191H4V190ZM148 189H150V188H148ZM170 189V190H169ZM174 189H175V191H174ZM182 189V190H181ZM194 189V190H193ZM198 189H201V190H198ZM204 189V190H203ZM251 189V190H250ZM253 189H257V190H259L260 189V191H254ZM158 190H160L159 192V194H158ZM163 190H164V192H163ZM169 190V191H168ZM176 190H177V193H176ZM186 190H188V191H186ZM203 190V191H202ZM1 191H3V192H1ZM165 191H166V193L168 194H166L165 193ZM171 191H174L173 193H170ZM181 191V192H180ZM191 191V192H190ZM196 191V192H195ZM199 191H201L200 193H199ZM253 191V192H252ZM5 192V193H4ZM163 194H162V193ZM185 192H186V194H187V197L185 196L186 194H185ZM198 192V193H197ZM257 192L259 193V194H257ZM22 193V194H21ZM174 193H175V196L178 198V199H176V197H174ZM183 193V194H182ZM191 193V194H190ZM192 193H194L195 195H197V196H195L194 194H192ZM235 193V192H234ZM5 194V196H3ZM10 194H12V192H10ZM19 194H21V195H24V197H20L21 195H19ZM173 194V195H172ZM176 194H180L181 196H179V195H176ZM191 196H190V195ZM199 194H201V195H199ZM257 194V195H256ZM7 195V196H6ZM9 195V196H8ZM159 195V196H158ZM251 195V196H250ZM11 196V197H10ZM15 196H16V199H17V197H18V200L16 201V199H15ZM26 196V197H25ZM164 196H166L165 198L167 199L168 197V200H170L169 202L167 201V200H165V198H164ZM203 196V197H202ZM20 197V198H19ZM161 197V198H160ZM183 197H185V199L183 198ZM191 197H193L194 198V200H193V198L192 199H190ZM197 197V198H196ZM3 198V199H2ZM9 198V199H8ZM12 198H14V199H12ZM27 198V199H26ZM164 198V199H163ZM188 198L190 199V200H188ZM204 198V199H203ZM10 200L8 203H7V201L6 200ZM173 199V200H172ZM175 199V200H174ZM14 200V201H13ZM20 200V201H19ZM153 200V201H152ZM183 200V203H179V201L181 202ZM187 200H188V202H187ZM191 200H193L192 202H190ZM196 200V201H195ZM202 200H204V201H202ZM28 201V202H29ZM194 201H195V203H194ZM202 201V202H201ZM7 203L6 204V206H5V203ZM15 203V205H14V203ZM20 202V203H19ZM163 202V203H162ZM175 203V205L172 207V204H170V203ZM3 203H4V206H3ZM13 203V204H12ZM186 203V206H185V208L187 207V209H183L184 208V204ZM10 204H12L11 206H9ZM178 204V205H177ZM179 204L181 205V206H179ZM190 204V205H189ZM248 204V205H247ZM257 206H256V205ZM259 204V205H258ZM188 205V206H187ZM206 205V206H205ZM9 206V207H8ZM12 206H13V208H12ZM33 205H31V207H32ZM150 206H148V208H150ZM176 206H178V211H179V213H178V211L176 210ZM255 206V207H254ZM6 207H8L9 209H6ZM16 207V208H15ZM30 207V208H31ZM164 207H166L165 209H164ZM170 207H171V209H170ZM205 207V208H204ZM2 208H4L3 210H2ZM19 208V209H18ZM175 208V209H174ZM258 208V209H257ZM159 209V210H158ZM162 209V210H161ZM164 209V210H163ZM170 209V210H169ZM173 209H174V212H173ZM182 209L184 210V211H182ZM218 209H219V211H220V213H218L219 211H218ZM6 210H8L7 212H6ZM9 210H11V211H9ZM18 210V211H17ZM154 210V211H153ZM161 210V211H160ZM166 210V211H165ZM169 210V211H168ZM212 210V211H211ZM255 210V211H254ZM263 210V211H262ZM15 211V212H14ZM20 211V212H19ZM170 211L172 212V213H170ZM217 211V212H216ZM251 211V212H250ZM257 211H259V212H257ZM163 212V213H162ZM165 212H167V213H165ZM262 212V213H261ZM5 213L7 214V215H5ZM150 213H152V214H150ZM162 215H161V214ZM166 214H168V215H166ZM173 214V216H174V218L176 219H174V218H171V217H173V216H171ZM181 214V215H180ZM183 214V215H182ZM186 215V216H185ZM19 217V219H18V217ZM166 216H168L167 218H166ZM209 216V215H208ZM228 217V218H226V221H228V222H225V219H224V217ZM13 217V218H12ZM162 217H164V218H162ZM184 217H185V220H184ZM214 217V218H213ZM156 218H158V219H156ZM180 218V219H179ZM210 218V219H209ZM213 218V219H212ZM216 218V219H215ZM263 218V219H262ZM17 219H18V221H17ZM167 220L166 222H165V220ZM174 219V220H173ZM229 219V220H228ZM262 219V220H261ZM12 220H14V221H12ZM153 220V221H152ZM159 220H163L162 221V223L160 224L159 223ZM183 222H182V221ZM216 221V220H219V222L220 223H218L217 221H216V223L215 222H212V221ZM222 220V221H221ZM7 221V222H6ZM172 221V222H171ZM261 223H260V222ZM13 222H15L14 224H13ZM17 222V223H16ZM161 222V221H160ZM165 222V223H164ZM171 222V223H170ZM209 222V223H208ZM222 222H223V224H222ZM230 222V223H229ZM12 223V224H11ZM210 223H212V225H213V227H211L212 225L210 224ZM214 223V224H213ZM234 225H232V224ZM3 224H4V226H3ZM8 224V225H7ZM15 224H19L18 226L17 225H15ZM23 224V225H22ZM210 224V225H209ZM216 224V225H215ZM238 224H239V226H238ZM258 224H260V225H258ZM22 225V226H21ZM135 225H136V223H131V224H129V226H128V230H127V232H129V230H132V228H134L135 227ZM172 225V226H171ZM260 226L261 228L263 227V231H261V228L260 227H258V226ZM13 228H12V227ZM24 226H25V229H23L24 228ZM233 226V227H232ZM237 226H238V228H237ZM8 227V228H7ZM11 227V228H10ZM16 227H18V228H16ZM20 227V228H19ZM215 227L213 228V229H215ZM248 227V226H247ZM7 228V229H6ZM15 228V229H14ZM162 228H164V227H162ZM259 228V229H258ZM4 229V230H3ZM6 229V230H5ZM27 229H29V231L27 230ZM222 229V230H221ZM223 229H226L227 230V232H225L226 230H224V232H222L223 231ZM257 229L259 230V231H257ZM28 231V233H25V232H27ZM239 230V231H238ZM1 231H5V233H6V235H5V233L4 234H2V232ZM24 231V232H23ZM31 231V232H30ZM221 231V233H219ZM9 232H10V234H9ZM18 232V233H17ZM217 232V233H216ZM247 232H249V233H247ZM7 233H8V235H7ZM17 233V234H16ZM27 235V238H25V234ZM29 233H31V234H29ZM219 233V234H218ZM225 233V234H224ZM235 233H236V235H237V233H238V238H237V236H235ZM246 233H247V235H246ZM12 234H13V236H12ZM22 234V236H19V235H21ZM217 234H218V236H217ZM224 234V235H223ZM256 234V235H255ZM249 235V236H248ZM252 235V236H251ZM253 235H254V237H253ZM7 236H10V237H7ZM15 236V237H14ZM16 236H17V238L19 239V242H16V241H18V239L16 238ZM24 236V237H23ZM223 236H225V237H222ZM5 237H7V238H5ZM14 239H13V238ZM21 237V238H20ZM217 237V238H216ZM235 237V238H234ZM253 238V240H252V238ZM258 239H257V238ZM1 238H2V240H1ZM5 238V239H4ZM10 238V239H9ZM23 238H25V239H23ZM29 238V239H28ZM227 239L228 241H226L225 239ZM239 238L241 239L240 241H239ZM256 238V239H255ZM5 241H4V240ZM12 239V240H11ZM17 239V240H16ZM21 239L23 240L22 242H21ZM217 239V240H216ZM218 239H219V241H218ZM224 239V240H223ZM28 240H29V242L31 241V243H28ZM221 240H223V243H221ZM235 240V241H234ZM243 240H245V242L246 243H243L244 241ZM13 241V242H12ZM26 241V242H25ZM12 242V243H11ZM215 242V243H216ZM243 243V245H241L242 243ZM252 242H255V245H254V243H252ZM261 242V243H260ZM263 242V243H262ZM11 243V244H10ZM18 243V244H17ZM20 243V244H19ZM26 244V245H24L23 246V244ZM167 243H169L168 241H167ZM232 243V244H231ZM241 243V244H240ZM4 244V245H3ZM10 244V245H9ZM17 244V245H16ZM262 244V245H261ZM4 246V248H3V246ZM12 245H13V247H12ZM14 245L16 246V247H14ZM18 245H20V246H18ZM29 245V246H28ZM246 245V246H247ZM8 246H10V247H8ZM263 246V247H262ZM1 247L3 248V249H1ZM24 247H28V249H26V248H24ZM257 247V248H258ZM7 248H9V249H7ZM17 248V249H16ZM26 249L25 251H24V249ZM224 248V249H223ZM31 249L33 250V252H34V254L32 253V252H30L31 251ZM228 250H230V251H227ZM241 250V251H240ZM264 250V249H263ZM11 251V252H10ZM20 251H21V253H20ZM22 251H23V253H22ZM29 253H28V252ZM222 251L223 252H225V253H223V255H222ZM240 251V252H239ZM245 251V250H244ZM237 252H239V253H236ZM25 253H27V256H26V254ZM31 253V254H30ZM235 253V254H234ZM244 253V255H242ZM22 254H25V255H22ZM199 254L201 255V258H200V256H199ZM203 254V255H202ZM212 256H211V255ZM217 254V256H215ZM225 254V255H224ZM239 254V255H238ZM20 255H22L21 257H20ZM28 255H30L29 257H28ZM161 255V254H160ZM159 255V256H160ZM207 255H210L209 257L207 256ZM242 255V256H241ZM24 256V257H23ZM26 256V257H25ZM35 256V257H34ZM208 257V258H205V259H202L203 257ZM220 256L222 257V258H220ZM236 256H238V257H236ZM239 256H241L240 258H241V260L243 261V258L244 257H247V258H245V259H247V260H245L244 259V261L242 262V261H239L240 260V258H239ZM3 257V258H2ZM198 257H199V259H198ZM231 257V258H230ZM3 260H2V259ZM23 258V259H22ZM27 258V259H26ZM28 258H30V259H28ZM211 258V261H212V263H211V261L209 262V259ZM222 261H221V260ZM5 261V262H4ZM25 261V262H24ZM33 261V262H34ZM196 261H195V263H193V264H199V262H197L196 263ZM204 263H203V262ZM208 261V262H207ZM220 261V262H219ZM237 261H239V263H237ZM1 262H4V263H1ZM15 262V263H14ZM23 262V263H22ZM207 262V263H206ZM230 263V264H231Z\"/></svg>",
  "mask_w": 264,
  "mask_h": 264
}]
</instances>
